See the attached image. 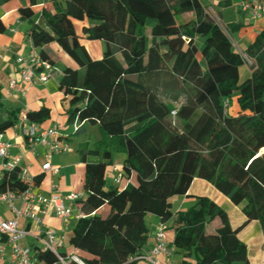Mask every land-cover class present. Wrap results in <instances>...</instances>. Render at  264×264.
<instances>
[{
    "label": "trees",
    "instance_id": "16d2710c",
    "mask_svg": "<svg viewBox=\"0 0 264 264\" xmlns=\"http://www.w3.org/2000/svg\"><path fill=\"white\" fill-rule=\"evenodd\" d=\"M53 1L54 10L41 16L44 26L31 22V46L53 65L45 46L55 43L73 61L58 81L68 121L76 123L74 135L84 121L100 134L80 156L85 195L74 204L83 214L68 239L74 254L83 264H137L148 239L146 216L154 215L162 224L172 221L170 245L192 255L194 264H251L237 234L251 220L264 231V28L240 52L225 31L240 24L224 29L199 0ZM19 11L27 18L33 13L30 5ZM188 12L192 18L178 23ZM82 38L104 42L99 58ZM243 64L249 74L240 79ZM233 99L234 112L228 111ZM18 112L0 121L1 132ZM25 116L40 124L50 112L42 107ZM117 152L125 156L122 175L106 185ZM87 155L99 160L89 162ZM195 177L238 206L246 220L233 228L212 199L187 196ZM40 180L34 177V185ZM6 186L25 188L17 170L3 174L0 190ZM176 195L193 202L173 212ZM32 251L44 264L55 259L38 244ZM186 258L178 264H190Z\"/></svg>",
    "mask_w": 264,
    "mask_h": 264
},
{
    "label": "crops",
    "instance_id": "0c3cea01",
    "mask_svg": "<svg viewBox=\"0 0 264 264\" xmlns=\"http://www.w3.org/2000/svg\"><path fill=\"white\" fill-rule=\"evenodd\" d=\"M207 11H210L213 16H218L219 20L223 24H240L238 29H234L228 32L231 42L236 50L242 52L246 46L253 40L255 35L264 28V15L256 20H250L247 14L241 9V3L243 0H199ZM30 5L33 10L31 17L27 18L21 15L20 8ZM53 0H34V4H30V0H9L0 6L1 21L5 27L3 32H0V121H4L8 118V113L12 110H19L17 118L15 119L14 125L3 130L4 138L8 142V151L10 155L20 156L19 167H27L29 172L34 176H41V180L35 185L37 193L47 197L51 194V186H55V191L60 195L65 196L70 192H82L83 189V177H84V163L81 161L82 152H87L93 148L94 143L100 138V134L97 130L96 125H92L87 121L80 124L82 132L76 136H84L85 134L90 135L85 139L77 137L70 143L71 136L73 135L76 123L68 121V115L66 113L68 109L67 98H63L62 91L59 90L58 81L62 76V70L65 66H74L73 61L64 54V52L58 48L55 43H50L45 46L50 58L53 60V73L55 75V82L57 85L51 84L50 78L44 83H36L24 94L12 93L7 89V81L10 77L15 76L19 79L17 73V64L15 59L18 55L26 56L31 50V43L29 42V30L31 22L44 26L42 19L43 13H51L54 10ZM180 16H191L193 13L188 12ZM178 18V17H177ZM187 19V20H188ZM186 21V20H184ZM180 21L178 23L184 22ZM234 35V37H232ZM88 40L82 38L81 42ZM102 46V45H101ZM37 50V49H36ZM102 54V53H101ZM99 58V57H98ZM246 72V71H245ZM248 73L245 75L247 76ZM53 75V74H52ZM55 89L58 91L55 92ZM45 107L49 109V119L40 123L44 128L58 125V131L60 134L59 144H67L69 152L75 151L76 155L73 160H70L72 169L67 174L59 175L60 162L56 160L58 155L67 154L68 151L53 154L50 158V163L53 167L57 168L56 173L44 172L41 169L42 163L45 161L46 150L42 146H38L35 152L29 151L25 136L21 130L19 123V117L25 115L27 111H37L40 108ZM98 133L96 135L95 133ZM92 133V134H91ZM69 136V139L66 137ZM99 137V138H98ZM72 147V148H70ZM124 154L117 152L113 155V163L107 168L106 185L114 184V177L118 172L122 171V164L124 162ZM86 160L98 161L99 157L87 155ZM0 159V173L2 172ZM66 165V164H65ZM70 168V167H69ZM55 178V179H54ZM187 196H206L216 202L219 206L226 210L229 217L230 224L233 228H236L242 224L246 217L241 212L238 206H235L226 196L219 192L209 182L204 179L195 177L191 182L187 191ZM186 195L173 196L171 200V210L173 201L176 200L175 208L179 210L187 209L193 202L192 197ZM64 205L69 207L71 215L66 224L61 223L55 216L54 211L49 209L45 214L38 213L42 219L40 227L37 223L30 218H20L19 227H24L29 230V234L23 238L20 243L27 245L31 248V255L36 264H44L39 260L34 251L33 247L37 244V231L44 230L48 227L54 228L57 235L62 236L64 244L59 248L60 252L65 254L75 253L68 243V239L72 233L73 227L78 219V211L74 204H71L67 199H64ZM16 206L20 205V200H15ZM229 210V211H228ZM173 211V210H172ZM174 212V211H173ZM229 212L233 214L231 218ZM0 215L3 219H11L14 217L11 210L8 208L5 202L0 203ZM148 219V239L141 249V253L148 252L151 250L154 244V234L158 226L161 224L158 217L154 215H147ZM211 223H217V220ZM210 223V224H211ZM209 224V226H210ZM167 229L166 244L170 250V255L166 257L164 254H159L158 259L165 261L169 259L170 264H178L181 260L186 257L183 255V251L171 246L170 243L174 237V232L171 228L172 221L169 220L164 224ZM238 238L246 245L247 257L251 264H264V231H262L260 224L257 220H251L238 232ZM190 264H194L193 256L186 258ZM0 264H16L10 260L9 247H5V255L3 259H0ZM137 264H149L145 260H140Z\"/></svg>",
    "mask_w": 264,
    "mask_h": 264
},
{
    "label": "built area",
    "instance_id": "2783aa9c",
    "mask_svg": "<svg viewBox=\"0 0 264 264\" xmlns=\"http://www.w3.org/2000/svg\"><path fill=\"white\" fill-rule=\"evenodd\" d=\"M241 9L249 19L256 20L264 15V0H243ZM29 42L31 43L30 39ZM243 57L247 59L244 54ZM15 62L19 79L12 76L7 81V89L12 93L24 95L34 84L46 82L53 74V65L43 60L33 47H31L28 55H18ZM224 105H227L226 101ZM19 123L29 151L35 152L38 146H42L46 150L45 161L41 165L42 171L56 173L57 168L53 167L49 161L51 156L69 150L67 144H59L58 125L44 128L39 124L28 122L25 115L19 117ZM8 145L3 132L0 131V159L2 161L0 182L3 174L17 170V174L24 182L25 188L20 190L6 186L0 190V203L5 202L14 215L11 219H3L0 215V259L4 258L5 247L7 246L12 262L16 264H36L31 255V248L20 243L30 232L27 228L19 227V219L30 218L40 227L43 221L38 213L45 214L51 209L54 211L56 218L61 223L66 224L71 215V210L64 205V199H67L71 204H75L77 200L84 197L85 192H70L62 196L55 191V186L52 185L49 196L45 197L37 193L34 176L27 167H19L20 156L10 155ZM121 175L122 172L117 173L113 179L115 183H119ZM16 199L20 200L19 206L15 204ZM82 215L78 212V217ZM165 229L166 226L162 223L158 226L154 234L153 247L150 251L141 253L138 256L139 259L145 260L149 264H170L168 258L165 261L158 259L159 254H164L166 257L170 255V250L166 244ZM36 237L37 244L42 250L54 254L55 259L52 264H69L71 260L83 264L82 260L74 253L65 254L59 251V248L64 244V239L62 236L57 235L54 228L39 229Z\"/></svg>",
    "mask_w": 264,
    "mask_h": 264
},
{
    "label": "rangeland",
    "instance_id": "374dc122",
    "mask_svg": "<svg viewBox=\"0 0 264 264\" xmlns=\"http://www.w3.org/2000/svg\"><path fill=\"white\" fill-rule=\"evenodd\" d=\"M210 12V11H208ZM211 13V12H210ZM212 14V13H211ZM189 17L191 16H179L177 18V21L180 22V21H184V20H187ZM217 22L225 29V24H223L220 20H219V17L218 16H215ZM225 31L227 32V30L225 29ZM228 34V32H227ZM232 37H234V35H232ZM83 44L85 46V48L87 49V51L91 54L92 57L94 58H98L101 56V53H102V50H103V47H104V42H101V41H97V40H84L83 41ZM102 45V46H101ZM118 59L121 60V57L120 55H117ZM246 63L249 65L250 64V60L246 59ZM246 71V72H245ZM249 71V67L246 65V64H243L239 67V76H240V79H243L244 77H246L245 75L248 73ZM57 74V72L54 71L53 75L50 77V80H51V84H54L53 87H55L57 85V83L54 81L55 79V75ZM56 88V87H55ZM58 90L55 89V92H57ZM67 102H68V99H66ZM184 101V95H181V97L179 98V103L180 102H183ZM233 103L231 104V106L229 107L228 111H235L236 108H237V105H236V101L235 99H233ZM173 120V123L178 126V127H181L183 122L181 120H177V119H174L172 118ZM75 129V128H73ZM88 135H84L83 137L82 136H76V135H72L71 136V141L70 143H72L74 140L76 142V140H78L79 137H81L82 139H85L86 137H88L90 134L87 133ZM92 134V133H91ZM96 135H98L97 131L95 133ZM99 136V135H98ZM78 137V138H77ZM99 138V137H98ZM72 148V147H70ZM70 150V149H69ZM76 152L73 151L72 153L68 151L67 154H63V155H58L60 157H56V160H58L60 162V166L62 167L60 169V173L59 175H62V174H67L71 169H72V165H71V162L70 160H73L74 156L76 155L75 154ZM66 164V165H65ZM70 167V168H69ZM55 179V178H54ZM176 203V200L173 201V206H172V210L175 212V211H178L179 209H176L175 208V204ZM224 207V206H223ZM222 207V208H223ZM224 209V208H223ZM225 210V209H224ZM226 211V210H225ZM229 211V210H228ZM231 218L233 217V214L231 212H229ZM146 222H147V225H148V219H146ZM217 225V223H211L210 226H209V230H211L212 228H214L215 226Z\"/></svg>",
    "mask_w": 264,
    "mask_h": 264
}]
</instances>
